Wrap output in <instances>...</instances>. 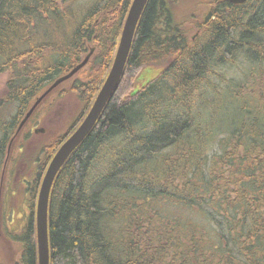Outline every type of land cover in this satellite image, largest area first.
Wrapping results in <instances>:
<instances>
[{
    "label": "trees",
    "instance_id": "trees-1",
    "mask_svg": "<svg viewBox=\"0 0 264 264\" xmlns=\"http://www.w3.org/2000/svg\"><path fill=\"white\" fill-rule=\"evenodd\" d=\"M130 2L0 0V72L8 74L6 101L16 106L1 125L8 126L1 127L0 161L16 117L93 43L103 50L101 65L73 84L87 108ZM176 2L147 0L118 86L55 177L49 264H264V0H213L193 42L175 17ZM235 54L257 68L254 85L234 84L249 102L234 108L231 124L192 126L193 91L210 87L215 66ZM163 61L155 78L121 90L127 73ZM217 112L227 118L228 105ZM18 240L21 264H36L32 214Z\"/></svg>",
    "mask_w": 264,
    "mask_h": 264
},
{
    "label": "rangeland",
    "instance_id": "rangeland-1",
    "mask_svg": "<svg viewBox=\"0 0 264 264\" xmlns=\"http://www.w3.org/2000/svg\"><path fill=\"white\" fill-rule=\"evenodd\" d=\"M89 1L91 0H77V4L79 5L80 3ZM212 2L213 0H177L176 4H174L173 9L175 17L182 23V29L186 33L188 41H196L198 36L202 34L205 29L204 18ZM115 47L116 46H114L110 55L111 62L116 49ZM91 48L93 49L88 62L70 78L58 84V86L48 93L46 98L38 105L35 115L32 116L28 125L24 127V131L20 134L19 138H11L10 142L7 141L6 150L0 161V188L3 181H6L8 173L14 171V177L17 178L16 182L19 186V191L17 194L13 193L14 202L9 203L7 209L3 211V208H0V264H21L20 256L22 254V244L18 238L23 234V229L27 221V214L28 218L32 214L34 219L37 191L47 163L42 170L34 197H30V200H32L30 201L32 203L30 209L26 208V204H24L25 198H23L24 192L22 190L24 189L23 185H25V183L19 180V177L22 178V180L23 178L28 181L32 180L37 170V164L45 159L46 144L54 138L57 145L64 137L65 132L69 130L68 127L71 126V129L74 128V123L82 118L93 100L92 98L88 106L86 105L87 108H85L83 101L78 99L77 90L73 87L76 81H85L86 78L90 77L101 65L99 56L104 54L103 50H100L98 46L93 43L89 45L82 57L84 58L85 55L90 52ZM232 59V62L215 66L214 72L209 76L211 81L210 87L205 88V85L200 84L199 88L193 91V96L189 99V104H191L189 109L191 115L187 116L191 119L192 126H198V122L201 123V121L207 126H226V119H228L229 124H231L238 118L234 108L239 107V104L244 105V102H249V100L243 101L239 94L240 90L236 92L234 84H241L242 80L245 78L248 85H254L252 82L257 77V68L248 65V62L241 54L233 55ZM166 63L168 62L163 61L150 64L153 65V68L143 67L149 65L145 64L133 73H127L123 78L121 90L128 91V86L131 85V93L135 87L148 81L152 73H155L159 67H163ZM148 69H153L154 71H148ZM7 77L8 74L6 72H0V132L2 129L1 127H4L1 125L7 123L16 113L15 103H8L5 97L7 95L5 87ZM163 78L167 82L170 81L168 73ZM231 84H233L234 87ZM204 88L207 91L205 94L203 91ZM209 89L212 90V93L208 92ZM83 97L85 99L86 91ZM219 97H221V99H219ZM48 102H51V106H48ZM220 103L227 104L229 108V112L227 113L228 117H225V119L223 117L220 118L223 112H217L220 109ZM167 107L168 106H165V104L162 106L163 109ZM225 107L227 106L225 105ZM171 110L176 113L177 106H174ZM43 112H46L48 116L44 121L40 120V115L43 114ZM201 126H203V124H201ZM31 128H43L46 131L35 132L34 129L31 130ZM29 129L31 130L29 136L25 137L24 135L25 139H23L24 132ZM218 130L221 133L209 144L212 149L208 150V156L212 155L213 150L216 151L219 148L218 142L224 136L222 133L223 128ZM42 150H44V152ZM54 150L51 151L52 154L50 157L53 155V152H55ZM15 170L17 173H15ZM163 205L159 204L161 207ZM173 210L176 211V209L172 207L170 210L171 213H173Z\"/></svg>",
    "mask_w": 264,
    "mask_h": 264
},
{
    "label": "water",
    "instance_id": "water-1",
    "mask_svg": "<svg viewBox=\"0 0 264 264\" xmlns=\"http://www.w3.org/2000/svg\"><path fill=\"white\" fill-rule=\"evenodd\" d=\"M229 3L239 5L244 3L246 0H227ZM147 0H131L130 5L127 9L124 21L120 30V35L116 45V49L113 55L112 62L101 83L97 93L95 94L91 105L87 112L81 119L80 123L68 134V136L62 141L58 148L53 153L49 160L44 174L42 176L35 204V215H34V227H35V243H36V264H49V240H48V203L49 195L60 168L70 154L76 147L82 142V140L88 135L90 130L95 125L97 119L101 115L105 105L107 104L112 93L118 86L122 77L126 61L128 59L132 42L135 35V30L146 5ZM92 52L85 55V57L71 68L67 73L61 75L54 80L43 92L36 97L28 111L22 118L20 125L26 120L27 117L32 113L37 104L58 84L70 78L80 68H82L89 59ZM150 68V67H148ZM161 68L152 73L151 78H155ZM148 71H154L148 69ZM147 82V81H146ZM145 83V82H144ZM20 127V126H19Z\"/></svg>",
    "mask_w": 264,
    "mask_h": 264
},
{
    "label": "flooded vegetation",
    "instance_id": "flooded-vegetation-1",
    "mask_svg": "<svg viewBox=\"0 0 264 264\" xmlns=\"http://www.w3.org/2000/svg\"><path fill=\"white\" fill-rule=\"evenodd\" d=\"M37 96L38 95H36L34 97V100L36 99ZM46 96L37 104V106L35 107L33 112L29 115V117L26 118V120L21 125H20V122H21L22 118L24 117L25 112L28 110V108L30 107L31 104L27 107L25 112L20 117L19 116L16 117L17 119H16V121L13 124L14 125V127H13L14 129H12V131H11L9 137H8V140H7L8 142H10L11 138H13V139L19 138L20 134L24 131V127L28 125V123L30 122L32 116L35 115V111L38 109L37 108L38 105L46 98ZM48 106H51V102H48ZM47 118H48V116H47L46 112H43V114L40 115V120H42V121H44ZM77 122H75L73 126H75L77 124ZM4 126H8V125H4ZM32 129H34L35 132H37V131L45 132L46 131L43 128H39V129L31 128V130ZM68 129L69 130L67 132H65L64 137L57 143V145L55 143L54 138H52L51 141L46 144V146H45L46 147L45 159L42 162H39L37 164V166H36L37 170H36L35 175H34V177L32 178L31 181H28L25 178H23V180H22V178L19 177V180H21V181H23L25 183V185H23L24 189L22 191L24 192L23 193V198H25L24 204H26V208L30 209L31 206H32V203L30 202L32 200H30V197H34V194H35V191H36V186L38 185V182L40 181L42 170L44 169L46 163L49 160L50 155L52 154L51 151L56 149L58 144L66 137L67 134L70 133L71 126H69ZM31 130L29 129V130H26L24 132L23 139H25V137L29 136ZM24 135H25V137H24ZM42 151L44 152V150H42ZM15 173H17L16 170H15ZM14 176H15L14 175V171H12V173H8V175L6 177V181H3L4 186L2 184L1 188H0V208H3V211L8 208L9 203H13L14 202L13 201V199H14L13 193L17 194V192L19 191V186H18V184L16 182L17 178H15ZM0 182H1V179H0ZM27 218H28V214H27Z\"/></svg>",
    "mask_w": 264,
    "mask_h": 264
}]
</instances>
